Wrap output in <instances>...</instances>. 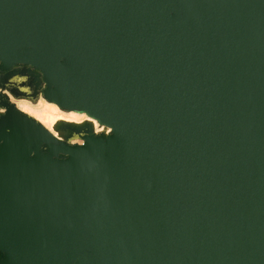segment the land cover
Listing matches in <instances>:
<instances>
[{
	"label": "water",
	"instance_id": "obj_1",
	"mask_svg": "<svg viewBox=\"0 0 264 264\" xmlns=\"http://www.w3.org/2000/svg\"><path fill=\"white\" fill-rule=\"evenodd\" d=\"M0 264H264V0H0Z\"/></svg>",
	"mask_w": 264,
	"mask_h": 264
},
{
	"label": "rangeland",
	"instance_id": "obj_2",
	"mask_svg": "<svg viewBox=\"0 0 264 264\" xmlns=\"http://www.w3.org/2000/svg\"><path fill=\"white\" fill-rule=\"evenodd\" d=\"M27 103L29 104L30 107L40 110L42 115L46 113V111H47L46 109L47 108L55 107L58 113H53L54 117H63V118H66V119L76 120V121H81V120L86 118L85 115H81L80 113H77V112H74V111H70V112L64 113V112L60 111L55 104L45 102L42 99L39 100L40 104L38 103L37 105H31L29 102H27ZM16 105H17V107L20 108V110H22L21 106H20L21 104L19 102H16ZM23 110H24L25 113H28L29 115L33 116L38 121H40V119H38V117H37L38 116L37 114L32 113L31 111H28V109H23ZM70 115L71 116H77V117L76 118L75 117H71Z\"/></svg>",
	"mask_w": 264,
	"mask_h": 264
},
{
	"label": "bare ground",
	"instance_id": "obj_3",
	"mask_svg": "<svg viewBox=\"0 0 264 264\" xmlns=\"http://www.w3.org/2000/svg\"><path fill=\"white\" fill-rule=\"evenodd\" d=\"M21 109H28V111H31L32 113L37 114L38 119H40V122L48 127V128H53L55 125V117L53 116V113H58L55 107L47 108L45 114H41V111L38 109H34L29 106L27 102H21ZM24 111V110H23ZM82 115V114H81ZM71 116V115H70ZM71 117H77V116H71Z\"/></svg>",
	"mask_w": 264,
	"mask_h": 264
}]
</instances>
